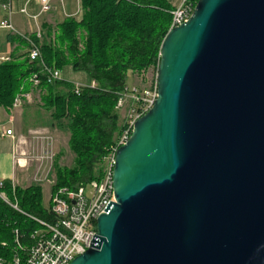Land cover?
<instances>
[{
  "label": "water",
  "instance_id": "1",
  "mask_svg": "<svg viewBox=\"0 0 264 264\" xmlns=\"http://www.w3.org/2000/svg\"><path fill=\"white\" fill-rule=\"evenodd\" d=\"M116 151L97 245L69 264H264V0H198Z\"/></svg>",
  "mask_w": 264,
  "mask_h": 264
},
{
  "label": "trees",
  "instance_id": "2",
  "mask_svg": "<svg viewBox=\"0 0 264 264\" xmlns=\"http://www.w3.org/2000/svg\"><path fill=\"white\" fill-rule=\"evenodd\" d=\"M172 0H82L80 19L68 17L55 27H46L39 46L44 62L62 70L71 65L86 72L96 86H81L76 92L72 82L43 79L39 89L42 100L56 121H67L71 131L70 147L76 153L75 165L63 168L54 161L56 182L60 188L76 189L103 174V160L117 143L125 126L120 125L116 108L124 92L128 74L140 73L160 60L163 39L172 22ZM83 30L80 47L78 32ZM16 37V36H15ZM17 38L29 45L21 36ZM37 44V36L32 38ZM39 61L26 54L0 64V107L14 108L17 96L31 75L39 72ZM5 190L17 200L20 209L30 215L50 219L39 184L22 188L5 179ZM40 226L29 216L0 198V264H8L22 248L32 243V232ZM23 253V252H22Z\"/></svg>",
  "mask_w": 264,
  "mask_h": 264
},
{
  "label": "built area",
  "instance_id": "3",
  "mask_svg": "<svg viewBox=\"0 0 264 264\" xmlns=\"http://www.w3.org/2000/svg\"><path fill=\"white\" fill-rule=\"evenodd\" d=\"M54 1L39 0L40 13L31 15V17L37 19L41 13L50 12ZM197 2L198 0H180L171 12L170 28L187 22L192 16ZM78 4L81 7L82 0H78ZM3 9L8 12L9 18L0 19V32L8 31L26 39L30 44V60L39 61L41 64L40 71L31 75L27 82L32 87L39 88L43 79L48 83L62 80L61 70L50 67L44 62L39 45L26 34H20L16 30L11 19L13 13L11 4L4 5ZM22 12L29 15L27 7H24ZM11 59L9 55H0V64ZM91 86L95 87L96 82L93 81ZM80 87L79 84L76 86L77 92ZM131 90L135 104L132 109L133 115L125 124L117 143L112 146L110 154L104 158L102 177L100 180H93L76 189L60 188L54 195H51L50 219L23 212L17 200H12L5 190V179L0 177V198L14 209L29 216L40 226L32 232L31 245L22 248L23 253L14 255L8 264H69L78 255L97 245L99 241L97 219L100 214L106 211L110 203L115 201L113 170L116 151L131 136L136 120L154 105L158 97L157 84L149 89L133 87ZM22 93L15 99L14 108L22 106ZM24 97L29 98V95H24ZM3 135H13V130L7 129ZM13 186L15 187L14 184Z\"/></svg>",
  "mask_w": 264,
  "mask_h": 264
},
{
  "label": "rangeland",
  "instance_id": "4",
  "mask_svg": "<svg viewBox=\"0 0 264 264\" xmlns=\"http://www.w3.org/2000/svg\"><path fill=\"white\" fill-rule=\"evenodd\" d=\"M176 6L180 0H172ZM82 9L79 13L80 18ZM56 26L52 33V39L56 37ZM86 35L83 30L78 32V40L80 47H83L82 38ZM31 39L33 37L29 36ZM33 40V39H32ZM41 45V41L38 42ZM25 54L28 57L30 52V44L26 46ZM158 64H153L147 69L142 70L140 73H129L127 86L122 93L119 102L116 106L120 115V125L123 127L133 115L132 109L135 107L134 100L131 95V89L138 87L140 89H149L155 87L157 84ZM62 79L72 82L76 86H90L92 80L90 76L84 71L75 70L71 65H66L61 70ZM77 92V91H76ZM45 91H38L32 97L26 106H20L19 111L25 112V125L30 123L32 131L28 133L29 138L24 144L25 152L24 157L27 159L28 164H31L32 178L36 184L41 185L43 182L49 184L43 188V202L47 207L51 198L52 186L56 182L57 174L55 173L54 161L57 165L63 168H71L75 165L76 153L70 147L71 131L67 121H56L51 116V111L47 110L43 103V96ZM23 107V108H22ZM7 110V109H6ZM11 110V109H10ZM8 110V111H10ZM5 124L12 129L15 123ZM29 131V130H28ZM119 140V138L117 139ZM4 149L3 146H1ZM55 174V175H54ZM53 175L55 177H53ZM52 177L54 182L52 183ZM51 181V182H49ZM42 186V185H41Z\"/></svg>",
  "mask_w": 264,
  "mask_h": 264
},
{
  "label": "crops",
  "instance_id": "5",
  "mask_svg": "<svg viewBox=\"0 0 264 264\" xmlns=\"http://www.w3.org/2000/svg\"><path fill=\"white\" fill-rule=\"evenodd\" d=\"M7 4H11L13 12L11 19L16 30L20 34H26L31 37L37 36L40 41L46 36L47 26L54 27L68 17L81 18H78L82 9V6L80 7L78 4V0H55L52 10L41 13L37 19L32 18L31 15L40 13L39 0H0V19L9 18L8 12L3 9V6ZM24 7H27L29 15L22 12ZM26 46L27 44L21 42L17 35H13L8 31L0 32V55L22 58L25 55L24 49ZM23 88L22 106L24 107L26 103L32 100L35 93L41 91V89L32 87L28 82ZM24 95H29V98L24 97ZM19 109L18 107L8 111L4 107H0V177L11 180L16 186L26 188L35 184L32 178L31 164H28L23 154L25 152L24 144L29 138L28 133L32 131V127L30 123L26 127L25 112L24 110L20 112ZM5 121L15 123V127L12 129L5 124ZM7 129H12L13 135H3ZM54 175L53 177H55ZM53 177L52 183L54 182ZM41 185L42 189L45 186H49V184L44 182ZM49 188L51 187L49 186Z\"/></svg>",
  "mask_w": 264,
  "mask_h": 264
}]
</instances>
